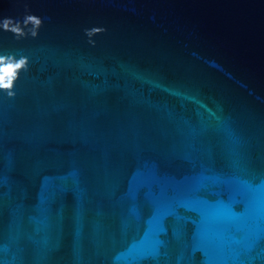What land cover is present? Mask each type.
Listing matches in <instances>:
<instances>
[{
	"label": "water",
	"instance_id": "1",
	"mask_svg": "<svg viewBox=\"0 0 264 264\" xmlns=\"http://www.w3.org/2000/svg\"><path fill=\"white\" fill-rule=\"evenodd\" d=\"M25 14L0 264H264V0H0Z\"/></svg>",
	"mask_w": 264,
	"mask_h": 264
},
{
	"label": "clouds",
	"instance_id": "2",
	"mask_svg": "<svg viewBox=\"0 0 264 264\" xmlns=\"http://www.w3.org/2000/svg\"><path fill=\"white\" fill-rule=\"evenodd\" d=\"M42 20L36 15L25 14L21 19L13 17H4L0 19V30L12 33L17 39L31 36L35 38L38 35ZM102 31L103 28L93 27L85 29L84 34L88 37V43L95 45L92 37ZM28 70V58L20 56L17 58L14 54H0V91H5L8 97H13L14 83L19 78L21 71Z\"/></svg>",
	"mask_w": 264,
	"mask_h": 264
}]
</instances>
